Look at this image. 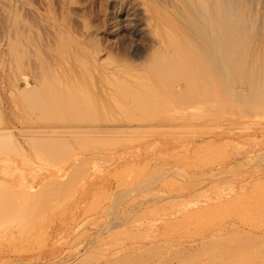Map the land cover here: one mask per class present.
<instances>
[{
    "label": "rangeland",
    "instance_id": "1",
    "mask_svg": "<svg viewBox=\"0 0 264 264\" xmlns=\"http://www.w3.org/2000/svg\"><path fill=\"white\" fill-rule=\"evenodd\" d=\"M4 1L13 7L17 4L19 18L17 14L13 18L20 26L31 27V33L22 49L18 46V52L13 51L16 63L8 51L0 56V126L13 129L10 142L7 138L0 142V158H13L10 166L0 162V264H264V105L258 98L262 100L264 92L255 95L253 88L256 81L264 80L262 0L252 4V10L257 5V17L252 12L249 36L240 45L245 54L235 56V61L226 56L228 61L224 58L220 67L226 87L216 85V72L206 71L209 76L212 73L214 84L210 81L208 85L206 77L207 87L212 84L217 86H212L214 91L221 89L215 92L219 98L213 89L208 88L207 95L202 90L206 86L201 77L207 73L200 68L196 71L200 77L191 82L180 72L186 73L185 65L178 68L179 63H173L164 68L157 64L165 54H151L146 34L135 35L140 14L127 0L119 4L122 15L117 14L119 5L110 0H20L16 4L15 0H0V8ZM71 3L79 4V9H70ZM112 21L121 25L117 36L110 30ZM83 26L97 31L84 39ZM152 61L162 67L161 74L151 72ZM119 65L126 67L120 76L126 81L118 79L123 87L111 79L93 81ZM138 69H144L146 77ZM135 70L140 77H135ZM24 72L28 89L20 93L12 85L18 79L19 88L24 87ZM157 77L169 82L170 89L157 83ZM143 78L151 82L150 93L143 85L148 79ZM186 80L192 83L188 82L190 87ZM154 87L166 103L154 95ZM130 88L141 90L140 98L152 102L157 97L158 101L155 105L149 102L152 106L147 101L150 107L144 109L145 101L141 106V99L136 100L138 92ZM200 90L202 98H185H192L189 91L199 96ZM176 91L180 100L182 94L187 100L178 101ZM227 99L232 104L228 101L227 105ZM24 134L27 141H23ZM40 137H47L46 142ZM72 137H87L81 141L91 146L90 142H97L88 147ZM55 138L57 145L52 143ZM67 147L72 151L68 153Z\"/></svg>",
    "mask_w": 264,
    "mask_h": 264
},
{
    "label": "bare ground",
    "instance_id": "2",
    "mask_svg": "<svg viewBox=\"0 0 264 264\" xmlns=\"http://www.w3.org/2000/svg\"><path fill=\"white\" fill-rule=\"evenodd\" d=\"M20 0H15V4H16V2H19ZM254 0H127V2H129L131 5L133 4L134 6H135V9L138 11V13L140 14L139 15V18H138V22L136 23V25H137V27H136V32H135V35H137L138 36V34L139 33H141V32H144L145 34H146V36L145 37H147V39L149 40V43H150V45L152 46V49H151V47L149 48V49H151V51H150V53L151 54H154L156 51L157 52H162L163 54H165L166 56H168V57H166L165 58V55H163L164 56V59L163 58H161V59H159V60H162V65H161V63L160 62H157V64H159L160 66H163L164 68H167L168 67V65H170V64H173V63H179L178 64V68L181 66H183L184 67V65H185V70L184 71H186V73H188L190 70V68L191 67H193V68H191V71L193 72L192 73V76H194V77H192V78H190L189 77V75L191 76V71L188 73V75L184 72H182V70L180 71L181 72V74H184V75H186L185 77H186V79H191V80H196V77L198 78V77H200V76H197V74H196V71H197V67H198V69L200 68L201 70H203L202 72H205V74L207 73L206 71H212V73H213V75H214V73L216 72L218 75H216V77H217V79L214 77V79H216V85L219 87V86H224V87H221V88H225L226 87V81H225V77H223V78H221V76H222V72H221V69H223V68H220L221 66H222V64L224 63V58H226V56L228 57V56H230V58L231 59H233L234 61L236 60V57H239V56H242V54H245V51H244V47L242 48V47H240V45H241V42H243L246 38H247V36H249L248 35V32L250 31V29H249V31H248V28H250V23H251V20H252V18H253V13H254V15L256 16L257 15V13L255 12V10H256V7L255 6H257L256 5V3H255V6L253 7V9L255 8V10H252V4H254V2H253ZM5 2V1H4ZM110 2L113 4V5H115V4H123L124 2H123V0H110ZM257 2V1H256ZM7 2H5L4 3V5L2 4V6H1V8H0V10H1V12H0V14H1V17H2V20L0 19V24H1V29H0V56L1 55H4L5 54V52H7L8 51V54L9 53H11V55H12V57H14L13 56V54H15V53H13V51H17L19 48H18V46H20V48L22 49V47H21V45H22V42L23 41H25V43H26V39H28L29 38V35H30V33H31V31L29 30L31 27H26V25H24L23 23V25L22 26H20L19 24H18V22H16L15 21V19L13 18V16L15 15V14H17L16 13V10L18 11L19 9H18V7H17V4L15 5V7H13L12 6V4H10V2L8 3V4H6ZM25 4H26V2H25ZM72 5H70L69 6V8L70 9H79V4L78 5H76V3L75 4H73V3H71ZM63 5H65V4H63ZM130 5V6H131ZM132 5V6H133ZM241 5V6H240ZM27 6V5H26ZM116 6V5H115ZM124 6V5H123ZM133 6V7H134ZM246 7V9H244V7ZM29 7V6H28ZM28 7H27V9H28ZM72 7H74V8H72ZM262 7L264 8V0H262ZM117 8V7H116ZM30 9V8H29ZM125 9V8H124ZM243 9L245 10L244 12H243ZM258 9V8H257ZM108 10V9H107ZM117 10V14L118 15H122V14H124V10H123V8L122 7H120V5H119V8L118 9H116ZM71 11V10H70ZM134 11V10H133ZM258 11V10H257ZM33 12V11H32ZM127 12V11H126ZM253 12V13H252ZM35 13V12H34ZM37 13V12H36ZM128 13V12H127ZM134 13V12H133ZM136 13V12H135ZM245 13V14H244ZM256 13V14H255ZM40 14V13H39ZM35 15V14H34ZM38 15V14H37ZM41 15V14H40ZM108 15V14H107ZM113 15V14H112ZM126 15V14H125ZM263 16V15H262ZM0 17V18H1ZM16 17L17 18H19L18 17V14L16 15ZM39 17V16H38ZM42 17H44V16H42ZM107 17V16H106ZM113 17V16H112ZM257 17V16H256ZM255 17V18H256ZM10 18H12L13 19V21H14V23H13V21L10 19ZM21 18V17H20ZM41 18V17H40ZM135 18V17H134ZM254 18V20H253V22L255 21V20H257V18L255 19ZM261 19H259V20H262V17H260ZM46 20V19H45ZM18 21H19V19H18ZM263 22H264V20H262ZM261 21V22H262ZM26 22V21H25ZM106 22V21H105ZM109 22V21H108ZM249 22V23H248ZM252 22V23H253ZM256 22V21H255ZM27 23V22H26ZM111 22H109V24H110ZM123 23V22H122ZM21 24V23H20ZM42 24V23H41ZM55 24V23H54ZM124 24V23H123ZM129 24V23H128ZM85 25H87V24H85ZM84 25V26H85ZM130 25V24H129ZM255 25V24H254ZM253 25V26H254ZM262 25H264V23L262 24ZM28 26V25H27ZM84 26H83V28H84ZM121 25H119V27H118V24H116V23H113V21H112V24L110 25V30L112 31V32H114L115 34H116V36L119 34V29L121 28L120 27ZM249 26V27H248ZM253 26H251V28L253 27ZM44 27H46V26H44ZM95 27V26H94ZM124 27V26H123ZM52 28V27H51ZM82 28V29H83ZM96 28V27H95ZM254 28V27H253ZM263 28H264V26H263ZM53 29V28H52ZM58 29H60V28H58ZM98 29V28H97ZM108 29H109V27H108ZM99 30L100 29H98V32H99ZM60 31V30H59ZM83 32L81 33V35H82V37H84V39L85 38H90V36H92V35H94L95 34V32L97 31L96 29H94L93 28V26H91V27H89V26H87V27H85L83 30H82ZM110 31V32H111ZM120 31H122V30H120ZM264 31V30H263ZM262 31V32H263ZM48 32V31H47ZM60 32H62V31H60ZM108 32V31H107ZM55 33V32H54ZM79 33V32H78ZM122 33V32H121ZM128 33V32H127ZM130 33V32H129ZM264 33V32H263ZM48 34V33H47ZM46 34V35H47ZM50 34V33H49ZM53 34V33H52ZM56 34V33H55ZM142 34V33H141ZM144 34V35H145ZM59 35H60V33H59ZM58 35V36H59ZM63 35V34H62ZM97 35V34H96ZM141 37V36H140ZM11 39H16V41L14 40V41H11ZM261 39H262V37H261ZM61 40V39H60ZM263 40V39H262ZM28 41H30V40H28ZM93 41V40H92ZM248 41V40H247ZM261 41V40H260ZM262 42V41H261ZM24 43V42H23ZM89 43V42H88ZM245 43V42H244ZM93 44V43H92ZM23 45H25V44H23ZM22 45V46H23ZM27 45H28V43H27ZM90 45V44H89ZM262 45H263V43H262ZM149 46V45H148ZM148 46H146V47H148ZM29 47V46H28ZM98 47V46H97ZM100 47V46H99ZM255 47V46H254ZM260 47L261 48H264V47H262L261 46V44H260ZM101 48V47H100ZM246 48V47H245ZM24 49V48H23ZM96 49V48H95ZM102 49V48H101ZM144 49H145V47H144ZM240 49H242V52H240L239 54H238V52L240 51ZM67 50V49H66ZM98 50V52H101L98 48L96 49V50H94V51H97ZM263 49H261V51H262ZM21 51V50H20ZM23 51V50H22ZM103 51V50H102ZM18 52V51H17ZM17 52H16V55H17ZM33 52V51H32ZM66 52V51H65ZM147 52H149V51H147ZM254 52V51H253ZM13 53V54H12ZM23 53V52H22ZM52 53V52H51ZM59 53V52H58ZM94 53H96V52H94ZM150 53H146V54H150ZM18 54H20V53H18ZM100 54V53H99ZM156 54V53H155ZM154 54V55H155ZM238 54V55H237ZM248 54V53H247ZM48 55V54H47ZM92 55V54H91ZM96 55H98L97 53H96ZM96 55L94 56V55H92V57H95V58H92V60L93 61H95L96 63L98 62L97 60H98V58H96ZM10 56V55H9ZM225 56V57H224ZM236 56V57H235ZM247 56V55H246ZM11 57V58H12ZM17 57V56H16ZM35 57V56H34ZM160 57H162V56H160ZM233 57V58H232ZM235 57V58H234ZM264 57V56H263ZM1 58V57H0ZM18 58H19V56H18ZM50 58V57H49ZM48 58V59H49ZM90 58V57H89ZM176 59V60H172V59ZM241 58V57H240ZM240 58H237V60L239 59L240 60ZM262 58V57H261ZM14 60L13 61H15L16 60V58L14 57L13 58ZM22 59H23V56H22ZM56 59V58H55ZM75 59V58H74ZM152 59V58H151ZM156 60V59H155ZM158 60V59H157ZM238 60V61H239ZM2 60H0V62H1ZM18 62L19 61H21V60H17ZM148 61V60H147ZM226 61H228V58H226ZM243 61V60H242ZM241 61V62H242ZM245 61V60H244ZM25 62V61H24ZM23 61L21 62V65H22V63H24ZM83 62V61H82ZM85 62V61H84ZM103 62V61H102ZM146 62V61H145ZM241 62H240V64H241ZM4 63V62H3ZM15 63H16V61H15ZM28 62H26V64H27ZM95 63V64H96ZM238 63V62H237ZM2 64V63H1ZM10 63L8 62V65H9ZM18 64H20V62L18 63ZM18 64H15V65H18ZM66 64V63H65ZM69 64V63H68ZM84 64H86V63H84ZM107 64H109V63H107ZM151 64H153L151 67H149L150 68V70H151V72L153 73V74H155L156 73V71H160L159 73L161 74L162 73V67L159 69L158 67H160V66H158L157 67V64H154L153 63V61H152V63ZM182 64V65H181ZM239 64V63H238ZM242 64H243V62H242ZM24 65V67L26 66L25 64H23ZM23 65H22V67H23ZM52 65V64H51ZM140 65V64H139ZM196 65V66H195ZM198 65V66H197ZM237 65V64H236ZM246 65V64H245ZM2 66V65H1ZM10 66V65H9ZM68 66V65H67ZM126 66V65H125ZM142 66V65H141ZM167 66V67H166ZM176 66V65H175ZM187 66H189V68L187 67ZM201 66V67H200ZM241 66V65H240ZM70 67H71V65H70ZM82 67H83V65H82ZM97 67V66H96ZM177 67V66H176ZM243 67V66H242ZM254 67V66H253ZM15 68H17V67H15ZM26 68V67H25ZM28 68V67H27ZM86 68H87V65H86ZM85 68V69H86ZM93 68H95V67H93ZM103 68V67H102ZM123 68H126V67H124L123 65H119V66H113L109 71H108V73L106 72V76H104V73H105V71H104V73H102L103 75L99 78L98 77V79L97 78H95L93 81L94 82H106L108 79H111V80H115V81H119L118 79H120L121 77V72H123ZM141 68H143V67H141ZM156 68H158V69H156ZM169 68H171L170 66H169ZM172 68H174V65H173V67ZM186 68H188V70H186ZM194 68H195V70H194ZM236 68V67H235ZM238 68V67H237ZM4 69V68H3ZM18 69H19V67H18ZM88 69V68H87ZM206 69V70H205ZM220 69V70H219ZM253 69V68H252ZM2 70V69H1ZM84 70V69H83ZM94 70H97V68L96 69H94ZM139 70V69H138ZM138 70H135V72L136 71H138ZM143 71H145L144 69H142ZM142 70H139V71H142ZM149 70V69H148ZM152 70H154L155 71V73L152 71ZM170 71H171V69H169ZM169 70H167V72H166V74L169 72ZM175 70H178L177 68L175 69ZM213 70H214V72H213ZM229 70V69H228ZM228 70H227V72H228ZM239 70H240V68H239ZM259 70V69H258ZM99 70H97V72H98ZM126 71H127V69H126ZM131 71V70H130ZM130 71H128L129 73H130ZM142 71V72H143ZM146 71H147V69H146ZM179 71V70H178ZM224 71V70H223ZM29 72V71H28ZM88 72V71H87ZM124 72H125V70H124ZM132 72H134V71H132ZM174 72V71H173ZM198 72H199V70H198ZM219 72H221L220 74H219ZM224 72H226V71H224ZM227 72H226V74H227ZM236 72V71H235ZM100 73V72H99ZM129 73H128V75H129ZM139 73H141V72H139ZM151 73V74H152ZM159 73H157L158 75H159V77H160V74ZM171 73V72H170ZM178 74H179V72H177ZM211 73V74H212ZM259 73V72H258ZM26 73L24 72V73H22V75H23V77H22V79H23V85H24V87L22 88L21 87V89L19 88V81H18V79H16L17 81L14 83V86L12 85V87H15L16 89L15 90H18V92H20L21 90H22V92H24L25 90H27L28 88H26V85L28 84V81H27V75H25ZM123 74V73H122ZM141 74H145V72H143V73H141ZM147 74V73H146ZM146 74H145V77H146ZM175 74V73H174ZM194 74V75H193ZM196 74V75H195ZM198 74H202V76H203V73H201V72H199ZM211 74H210V76H209V74L207 73L206 75H208V76H203V77H201L203 80H202V82L205 80V82H203L204 84H205V86H206V88H203L202 90H204V92L206 93V92H209V90L210 91H212V89L213 88H215V87H217V86H213L214 84L212 83V81L211 80H213V75H212V78H211ZM224 74V73H223ZM229 74V73H228ZM239 74V73H238ZM133 75V74H132ZM156 75V74H155ZM154 75V79H156V76ZM172 75V74H171ZM221 75V76H220ZM104 76V77H103ZM140 77V74L138 75V73L136 72V75H135V77ZM183 76V75H182ZM182 76H180V77H182ZM224 76H225V74H224ZM237 76V75H236ZM235 76V77H236ZM260 76H261V74H260ZM93 77V76H92ZM131 77V76H130ZM135 77H133V78H135ZM143 77V76H142ZM187 77H189V78H187ZM206 77H207V79H209L208 80V82H207V84L209 85L210 84V81H211V83L213 84H211V87H207L208 85L206 84V81H207V79H206ZM252 77H253V75H252ZM252 77L251 78H249V79H252ZM256 77H257V75H256ZM83 78V77H82ZM125 78V77H124ZM132 78V79H133ZM158 78V77H157ZM175 78L177 79V77H176V75H175ZM193 78H195V79H193ZM228 78H229V75H228ZM258 78V77H257ZM257 78H254V79H257ZM51 80H52V78H50ZM75 79V78H74ZM138 78H135V81L137 80ZM144 79V78H143ZM148 79V78H147ZM146 79V80H147ZM159 79V78H158ZM157 79V83H162V84H165L166 82L165 81H161L163 78H160L159 80ZM175 79V80H176ZM181 79V78H180ZM185 79V78H184ZM237 79V78H236ZM248 79V78H247ZM261 79V78H260ZM88 80H89V77H88ZM121 80H124L123 78H121ZM139 81H140V78L138 79ZM145 80V79H144ZM145 80V81H146ZM166 80V79H165ZM190 80V81H191ZM229 80V79H228ZM231 80V79H230ZM258 80V79H257ZM262 80V81H261ZM261 80H259V81H256V80H254V81H256L255 82V85L253 86V88L254 87H256L255 89V95H258V93H260L261 91L260 90H262V92H264V80L263 79H261ZM73 81V80H72ZM92 81V82H93ZM124 81H126V80H124ZM137 82V83H142V79H141V82ZM148 81H149V79L146 81L147 83H145V82H143V83H145V84H143L144 86L146 85V87H147V89H146V91H149V90H151L152 91V88H150V87H148V86H150V83H148ZM170 81V80H169ZM177 81H178V79H177ZM180 81H183V80H180ZM185 81V80H184ZM187 81V80H186ZM190 81H187V82H185V83H187L188 84V82L190 83V86H191V82ZM201 81V80H200ZM233 81V80H232ZM231 81V82H232ZM92 82H91V84H92ZM93 82V83H94ZM108 82H111V81H109L108 80ZM117 82H115L116 84H117ZM165 82V83H164ZM171 82V81H170ZM201 82V83H202ZM229 82V81H228ZM114 83V84H115ZM120 85H122V86H120V88L121 87H123V85L124 84H122L123 82H118ZM127 83H129L130 85H132L130 82H127ZM133 83V82H132ZM172 84H173V81L171 82ZM194 83H195V81H194ZM193 83V85H194V87H195V85L197 84V82L194 84ZM97 84H99V83H97ZM112 84V83H111ZM110 84V85H111ZM119 84H118V86H119ZM155 84V83H154ZM170 83L168 82V85H169ZM178 84V83H177ZM179 84H180V82H179ZM204 84H201V85H204ZM233 84V83H232ZM257 84V85H256ZM77 85V84H76ZM79 85V84H78ZM113 85V84H112ZM135 85V84H134ZM142 85V86H143ZM152 85H153V83H152ZM160 85V84H159ZM167 84H165L164 86H166ZM168 85H167V88L168 89H170L169 87H168ZM174 85V84H173ZM173 85H171V87L173 86ZM182 85V84H181ZM186 85V84H185ZM184 85V86H185ZM192 85V86H193ZM114 86V85H113ZM112 86V87H113ZM117 86V87H118ZM128 86V85H127ZM137 86V85H136ZM143 86V87H144ZM155 86V85H154ZM164 86H160V88L161 87H164ZM179 86V85H178ZM188 86H189V84H188ZM189 86V87H190ZM197 86V85H196ZM212 86H213V88H212ZM228 86H229V83H228ZM247 86H248V84H247ZM85 87V86H84ZM103 87V86H102ZM115 87V86H114ZM113 87V88H114ZM128 87H130V86H128ZM134 87V86H133ZM139 87V86H138ZM138 87H136V88H138ZM185 87H187V86H185ZM193 87V88H194ZM201 87V86H200ZM202 87H204V86H202ZM116 88V87H115ZM136 88H130V89H132V90H136ZM150 88V89H149ZM193 88H191V89H193ZM209 88V90H207ZM230 90H231V88L230 87H228ZM249 88V87H248ZM14 89V88H13ZM88 89V88H87ZM117 89V88H116ZM119 89V88H118ZM139 89V88H138ZM136 90L137 92L138 91H141V90ZM143 89V88H142ZM153 89H155V91H154V95H157V94H155V92H156V88L154 87ZM177 89L180 91V89L177 87ZM187 89H188V87H187ZM190 89V90H191ZM228 89V90H229ZM112 90V89H111ZM132 90H130L131 92H132ZM134 90V92L136 93V91ZM172 91H174L175 92V90H173V89H171ZM198 90H199V88H198ZM207 90V91H206ZM220 91L221 89H216L215 91H214V89H213V92H214V94H215V92H217V91ZM226 90V89H225ZM233 90V89H232ZM123 91V90H122ZM127 91V90H126ZM143 91V90H142ZM167 91V89L165 90V92ZM181 91H182V89H181ZM188 91V90H187ZM193 91H194V89H193ZM259 91V92H258ZM17 92V91H16ZM110 92V91H109ZM124 92V91H123ZM128 92V91H127ZM158 92V91H157ZM160 92V91H159ZM169 92V94H171L170 93V91H168ZM178 91H176V93H177ZM191 92V94H192V98H191V95H189V96H185V95H181V97H182V99L180 100V97H178V96H180L178 93H177V99H179L178 101H181V102H184V101H186L185 100V98L187 97L188 98V100L190 101V99L191 100H193V98H195L196 99V97L198 98H200V96H201V98H202V93L203 92H201V90H200V95L199 96H197L196 95V93H193L192 91H189V93ZM222 92V91H221ZM245 92V91H244ZM21 93V92H20ZM19 93V94H20ZM145 93V92H144ZM147 93V92H146ZM145 93V94H146ZM149 93H150V91H149ZM149 93H147L148 95H150ZM162 93V92H161ZM176 93H174V94H176ZM188 93V94H189ZM212 93V92H211ZM211 93H208V96H210L211 95ZM218 93V92H217ZM226 93V92H225ZM232 93V92H231ZM31 94V93H30ZM120 96H122L123 94H122V92H119L118 93ZM117 94V95H118ZM138 94H139V92L137 93V98H136V100L138 99V98H140V96L138 97ZM142 94H143V92H142ZM144 94V95H145ZM160 93H158V95H159ZM169 94H168V96H169ZM198 94H199V91H198ZM202 94V95H201ZM233 94V93H232ZM245 94V93H244ZM264 95V93H261V95ZM87 95V94H86ZM148 95H145V96H148ZM152 96H153V94H151ZM157 95V96H158ZM193 95L194 96H196V97H193ZM205 95V94H204ZM206 95H207V93H206ZM216 95V94H215ZM262 95V96H263ZM110 96H111V94H110ZM124 97H126L127 95H123ZM122 96V97H123ZM129 96V95H128ZM131 96H134L135 97V95H131ZM166 96V95H165ZM171 96V95H170ZM184 96H185V98H184ZM218 96H220L219 94H218ZM217 95H216V97H218ZM234 96V95H233ZM258 96H260V95H258ZM257 96V97H258ZM45 97V96H44ZM112 97H114V96H112ZM123 97V98H124ZM143 97V96H142ZM140 98L141 99V101H138V103L141 105V106H143L144 104H143V101H145L144 103H146L147 101V103H149L150 101V99H145V98ZM151 97V96H150ZM161 98H163L162 100H164V97L163 96H160ZM159 96H158V98L161 100V98H160ZM221 97V96H220ZM229 97V96H228ZM227 97V98H228ZM231 97V96H230ZM242 97H243V95H241V99H242ZM82 98V97H81ZM121 98V97H120ZM154 98V97H153ZM156 98L157 97H155L154 98V101H153V99H152V102H150V103H152V105H155L154 104V102L156 103L157 101H158V98H157V100H156ZM219 98V97H218ZM226 98V97H225ZM244 98V97H243ZM245 98H247V97H245ZM259 99V101L260 102H262L263 103V105H264V98L261 100V98L262 97H258ZM27 99V98H26ZM122 99V98H121ZM212 99L213 100H216V98L214 99V95L212 96ZM237 99V98H236ZM28 100V99H27ZM26 100V101H27ZM120 100V99H119ZM123 100V99H122ZM126 100V99H125ZM124 100V101H125ZM133 101V103H137V101L134 99L133 100V98L132 99H130V101ZM143 100V101H142ZM156 100V101H155ZM174 100V99H173ZM184 100V101H183ZM218 100H221V99H217V101ZM232 101H233V97H232V99H231ZM243 100V99H242ZM112 101V100H111ZM134 101H136V102H134ZM228 101H229V103H231L230 102V100H228L227 99V101H226V103H227V105H230V104H228ZM257 101V100H256ZM127 102V101H126ZM164 102H165V100H164ZM242 102V101H241ZM75 103V102H74ZM125 103V102H124ZM128 103V102H127ZM147 103H146V105H144L142 108H148V106L150 107V105L148 104V106H147ZM166 103V102H165ZM26 104V103H25ZM28 104V103H27ZM129 104H131V103H129ZM182 104V103H181ZM232 104V103H231ZM235 105H237L236 103H234ZM251 104H253V103H251ZM250 104V105H251ZM260 104V103H259ZM127 105V104H126ZM151 105V106H152ZM156 105H158V104H156ZM169 105V104H168ZM192 105V104H191ZM203 105V104H202ZM239 105V104H238ZM242 105V104H241ZM128 106V105H127ZM131 106V105H130ZM134 106H137V105H134ZM184 106V105H183ZM187 106V105H186ZM192 106H194V105H192ZM195 106H197V105H195ZM234 106V105H233ZM133 107V106H132ZM166 106H163V109L162 110H164V108H165ZM231 107V106H230ZM237 107H239V106H237ZM255 107V106H254ZM253 107V108H254ZM29 108V107H28ZM133 108H135V107H133ZM141 108V107H140ZM156 108H158V106L156 107ZM162 108V107H161ZM249 108V107H248ZM260 108V107H259ZM36 109V108H35ZM153 109H155V107L153 108ZM166 109H168V108H166ZM223 109V108H222ZM29 110V109H28ZM148 110V109H147ZM161 110V109H160ZM237 110V109H236ZM30 111V110H29ZM158 111H159V108H158ZM165 111H167V110H165ZM188 111V110H187ZM201 111V110H200ZM199 111V112H200ZM152 112V111H151ZM189 112V111H188ZM194 112V111H193ZM193 112H190V113H192V114H195V113H193ZM150 113V112H149ZM154 113V112H153ZM175 113H177V112H175ZM203 113V112H202ZM213 113V112H212ZM211 113V114H212ZM117 114V113H116ZM150 115H151V113H150ZM154 115V114H153ZM159 115V114H158ZM166 115H167V113H166ZM165 115V116H166ZM198 115V114H197ZM264 115V114H263ZM169 116V115H168ZM242 116V115H241ZM157 117V116H156ZM208 126V125H207ZM216 126V125H215ZM73 127V126H72ZM82 127V126H81ZM128 127V126H127ZM201 127V126H200ZM246 127V126H245ZM108 128V127H107ZM129 128V127H128ZM152 128V127H151ZM156 128V127H155ZM12 127L11 126H8V125H5V126H0V142H4L5 140H6V138L9 140L10 139V137H12ZM26 129V128H25ZM57 129V128H56ZM60 129L61 128H59V131H60ZM76 129V128H75ZM150 129V128H149ZM148 129V130H149ZM161 129V128H160ZM179 129V128H178ZM20 130V129H19ZM28 130V129H27ZM35 130V129H34ZM38 130V129H37ZM53 130V129H52ZM77 131H78V129H76ZM103 130V129H102ZM114 130V129H113ZM147 130V131H148ZM26 131V130H25ZM57 131H58V129H57ZM57 131H56V133H57ZM63 131H66V130H63ZM79 131H80V129H79ZM107 131V130H106ZM112 131V130H111ZM144 131V130H143ZM155 131V130H154ZM29 132V131H28ZM50 132V131H49ZM120 132V131H119ZM150 132H151V130H150ZM27 133V132H26ZM37 133H39V132H37ZM46 133V132H45ZM61 133H62V130H61ZM60 133V134H61ZM63 133H65V132H63ZM69 133H71V131L69 132ZM77 132H74V134H76ZM121 133V132H120ZM149 133V132H148ZM42 134V133H41ZM44 134V133H43ZM67 134V133H66ZM79 134V133H78ZM83 134V133H82ZM109 134V133H108ZM124 134H127V133H124ZM71 135V134H70ZM13 138V137H12ZM35 138V137H34ZM37 138H39V137H37ZM43 139L44 140V138L45 137H40V139ZM47 138V137H46ZM45 138V140H47ZM50 138H52V137H50ZM72 138H75V137H72ZM81 137H79V139H80ZM91 138H93V137H91ZM96 138V137H95ZM103 138H105V137H103ZM107 138V137H106ZM109 138V137H108ZM117 137H113V139H114V141H115V139H116ZM53 139V138H52ZM51 139V140H52ZM62 139H63V137H62ZM75 139H77V138H75ZM74 139V140H75ZM81 139H87V137L85 138H81ZM81 139L80 140H75V141H77V142H79V141H81ZM90 139V138H89ZM97 139V138H96ZM7 140V141H8ZM42 140V141H43ZM44 140V141H45ZM48 140H49V137H48ZM59 140V139H58ZM108 139H106V142H109V141H107ZM110 140V143H113V142H111L112 140L111 139H109ZM120 140V138L118 139V141ZM23 141H27V139H26V134H24V140ZM90 141V140H89ZM92 141V140H91ZM101 140H99L98 142H100ZM116 141H117V139H116ZM115 141V142H116ZM9 142H10V140H9ZM46 142V141H45ZM51 141L49 140L48 141V143H50ZM61 142V141H60ZM63 142H64V140H63ZM62 142V143H63ZM77 142H75L76 144H77ZM93 143H96L95 141H92ZM104 143L105 141L104 140H102L101 141V143ZM8 143V142H7ZM52 143H54V145L56 144V138H55V142L52 140ZM66 143V142H65ZM81 143H82V141H81ZM84 143V144H83ZM83 143H82V145H87L88 147H90L91 145H88V144H85V142L83 141ZM87 143V142H86ZM89 143V142H88ZM93 143H89V144H92V146H93ZM1 144V143H0ZM43 144H44V142H43ZM68 144V143H67ZM100 144V143H99ZM106 144V143H105ZM108 144V143H107ZM40 145H42L41 143H40ZM45 145V144H44ZM48 145V144H47ZM57 145V144H56ZM78 145H81L80 143H78ZM109 145V144H108ZM49 146H51V145H49ZM53 146V145H52ZM51 146V147H52ZM62 146V148H63V144L61 145ZM91 146V147H92ZM5 147V146H4ZM43 147V146H42ZM45 147V146H44ZM58 147V146H57ZM71 148V147H70ZM85 148H86V146H85ZM47 149V148H46ZM64 149V148H63ZM61 150V152L62 151H64V150ZM65 149H66V147H65ZM68 147H67V151H68ZM3 150V149H2ZM51 150V149H50ZM70 150L71 149H69V151H68V153L70 152ZM49 151V150H48ZM72 151V150H71ZM59 153H60V151H58ZM57 152V153H58ZM43 153V152H42ZM49 153V152H48ZM53 153V152H52ZM65 153H66V151H65ZM2 154V153H1ZM50 154V153H49ZM64 154V153H63ZM63 154L61 153L60 155H62L63 156ZM94 154V153H93ZM92 154V155H93ZM59 155V156H60ZM64 155H66V154H64ZM67 156V155H66ZM90 156V155H89ZM98 157V156H97ZM57 158V157H56ZM59 158H57V160H58ZM52 160V159H51ZM56 160V161H57ZM0 162H2L5 166L7 165V166H10L11 165V162H13V158H11V157H8V156H6V157H3V158H0ZM104 164V163H103ZM76 169V168H75ZM77 171V170H76ZM80 171V170H79ZM69 178H70V175H69ZM67 181V180H66ZM66 181H65V183H66ZM69 181V180H68ZM74 182H75V180H74ZM65 183H63V185H62V188L64 187L65 188ZM6 184V183H5ZM0 185H2V182H1V184ZM4 185V184H3ZM48 185V184H47ZM55 186V185H54ZM58 188V187H57ZM66 189H68V188H66ZM40 190V189H39ZM63 190V192L64 193H66V190L64 191V189H62ZM45 191V190H44ZM22 192V191H21ZM62 192V193H63ZM171 192V191H170ZM42 193V192H41ZM47 193V192H46ZM45 193V194H46ZM19 194V197H20V193H18ZM32 194H33V192H32ZM36 194V193H35ZM49 194V193H48ZM13 195V194H12ZM15 195V194H14ZM25 195V194H24ZM27 195V194H26ZM42 195V194H41ZM51 195V194H50ZM49 195V196H50ZM61 195V194H60ZM36 196H38L37 194H36ZM48 196V195H47ZM8 198V197H7ZM10 198V197H9ZM8 198V199H9ZM21 198H23V197H21ZM28 198V197H27ZM40 198V197H39ZM26 199V198H25ZM60 199V198H59ZM23 200V199H22ZM35 200V199H34ZM61 200V199H60ZM15 201V200H14ZM14 201H11L12 203H14ZM30 201V200H29ZM38 201V200H37ZM46 201V200H45ZM62 201V200H61ZM251 201H253V199L251 200ZM255 201V200H254ZM10 202V203H11ZM20 202V200L19 201H17V203H19ZM26 202V201H25ZM33 202V200H31V203ZM63 202V201H62ZM57 203V202H56ZM27 204V203H26ZM36 204V203H35ZM41 204H43L42 203V201H41ZM252 204H254V202L252 203ZM17 205V204H16ZM15 205V206H16ZM40 205V204H39ZM249 205V204H248ZM26 206V205H25ZM29 206V205H28ZM37 206V205H36ZM45 206V205H44ZM12 207V206H11ZM32 207V206H31ZM55 207H58V205H56ZM255 207V206H254ZM29 208V207H28ZM27 208V209H28ZM37 208H40V206L38 207L37 206ZM43 208V207H42ZM46 208V207H45ZM32 209H34V208H32ZM36 209V208H35ZM54 209V208H53ZM249 209V208H248ZM9 210H11V209H9ZM39 210H41V209H39ZM43 210H44V208H43ZM249 210H251V209H249ZM253 210V209H252ZM4 211V210H3ZM8 211V210H7ZM6 211V212H7ZM30 211V210H29ZM36 211V210H35ZM5 212V211H4ZM263 212V211H262ZM1 213H2V211H1ZM4 214V213H3ZM6 215H8L9 216V213L8 214H6ZM12 215V214H11ZM14 215V214H13ZM37 216H39V214H36ZM36 215L34 216L33 214H32V216L33 217H36ZM17 216V215H16ZM26 216V215H25ZM32 216H29V221H30V219H31V217ZM41 216V215H40ZM39 216V217H40ZM43 216V215H42ZM28 217V215L25 217L26 219H28L27 218ZM6 218H8V217H6ZM38 218V217H37ZM32 219H34V218H32ZM31 219V220H32ZM0 220H2V218H0ZM4 220H5V218H4ZM12 220V219H11ZM17 221V220H16ZM18 221H19V218H18ZM22 221V220H21ZM36 221V220H35ZM23 222H24V220H23ZM27 222H28V220H27ZM26 222V223H27ZM32 222H33V220H32ZM42 222V221H41ZM19 224V223H18ZM29 224V223H28ZM33 225H34V223H33ZM16 226V225H15ZM23 227V226H22ZM14 228V227H13ZM28 227H26V229H27ZM19 230V229H18ZM1 231V230H0ZM28 233V232H27ZM1 234V233H0ZM4 235V234H3Z\"/></svg>",
    "mask_w": 264,
    "mask_h": 264
}]
</instances>
